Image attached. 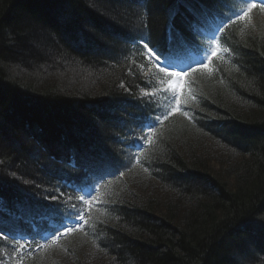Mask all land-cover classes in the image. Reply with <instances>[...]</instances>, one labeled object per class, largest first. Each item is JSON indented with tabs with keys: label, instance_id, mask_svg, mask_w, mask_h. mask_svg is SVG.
Masks as SVG:
<instances>
[{
	"label": "trees",
	"instance_id": "16d2710c",
	"mask_svg": "<svg viewBox=\"0 0 264 264\" xmlns=\"http://www.w3.org/2000/svg\"><path fill=\"white\" fill-rule=\"evenodd\" d=\"M255 5L241 19L247 0H0V194L21 206L0 221V264H31L56 244L78 264L93 252L105 264H264V7ZM219 24L222 51L188 71L177 94L144 44L168 62L206 59ZM74 67L96 83L82 86ZM121 117L128 122L112 141L108 127ZM200 142L229 153L227 165L200 156ZM73 144L85 153H68ZM106 146L111 174L90 166L94 155L85 168L71 162ZM182 168L195 188L190 210L178 205L179 189L159 192L177 188ZM133 171L149 179L144 195L125 178ZM83 187L101 199L90 213ZM54 203V220L39 224V207ZM35 219L53 237L20 241Z\"/></svg>",
	"mask_w": 264,
	"mask_h": 264
},
{
	"label": "bare ground",
	"instance_id": "6f19581e",
	"mask_svg": "<svg viewBox=\"0 0 264 264\" xmlns=\"http://www.w3.org/2000/svg\"><path fill=\"white\" fill-rule=\"evenodd\" d=\"M29 38H32V35H29L28 36ZM58 79H62L60 77H57ZM128 120H126L125 117H121L119 120L117 121H114L112 123H110L109 125V129L112 131L113 128H115V131L113 133V131L111 132V135H110V138L112 141H116V139L118 138V136L120 135V133L122 131H124V126L127 124ZM107 128V129H108ZM107 129L105 130L107 133H106V138H107V142H109V134H108V131ZM98 137H105V135L100 131L96 134ZM102 135V136H101ZM89 144V143H87ZM92 146V145H91ZM74 149L78 150V151H81L83 153H85V147L81 146V145H75L73 144L72 148L69 149L68 153H71ZM110 149V146H106L105 148H97L96 150L98 152H90V151H86V155L87 157H85L84 155V160L82 162L79 161L77 162L76 160H71V162L76 165V166H79V168H85V158L87 159L89 156H93V157H96L98 154L100 153H104V154H108V150ZM1 150V149H0ZM58 151V148L57 149H54V151H52V154L54 155L55 153H57ZM30 155H32L33 157H36L35 153L36 151L35 150H30ZM202 152H199L200 156ZM63 155L59 154V157H62ZM204 157V156H203ZM207 157V156H205ZM5 156H3V153H1L0 151V169H1V161L4 160ZM56 158V157H55ZM60 159V158H58ZM150 160V159H149ZM169 163L171 164V160L169 159L168 160ZM219 162H221L223 165H227V162L222 160V159H219ZM82 163V164H81ZM157 165V161H154L151 165L152 168H155V166ZM6 170V167H3L1 170H0V180H3L4 179V174L3 172ZM193 170H191L190 172H192ZM181 172H182V177L183 176H186L188 174V170H186L185 168H182L181 169ZM232 177V175H230ZM192 178V177H191ZM184 180V181H183ZM194 180V179H193ZM149 179H145V181L143 182V184H140L139 185V189H140V192L143 194V192H145V190H147L149 187L147 186V183H148ZM181 182L180 183H177L178 186L177 188L174 187L173 185H170L169 184V187L166 188L165 190L161 187V189L159 190L161 196H164V197H176V195H174V190H180L181 192V197L180 198V201L177 199V201L180 203L178 204L180 206V208L183 210V209H187V210H190L193 206V202H192V199L188 198L187 196H191V192L194 191V187H190L188 185H186V178L183 177L181 178L180 180ZM176 182V181H175ZM162 184L165 186L167 185V182H162ZM159 186V185H158ZM147 194V193H145ZM9 195V199H11V195ZM144 195V194H143ZM3 197H5L3 194L1 195L0 194V221L4 220L7 216L9 215H12L13 213L21 210V206L19 204H14L10 201H8L7 199H4ZM130 198H133V197H130ZM175 200V199H174ZM148 201L145 200V201H141V203L139 204V208L142 209V212L146 209V207L148 206ZM58 204L57 203H54V204H49V205H45L44 207H39L38 209V213L40 214V216L42 217L43 220H45L46 222H52L54 220V217L58 214ZM139 210V209H138ZM140 212V211H139ZM10 221H13V218L10 219ZM67 223H64L62 225H59L58 227H61L63 225H65ZM248 226V225H246ZM46 228V226H45ZM128 253L124 252V251H121L119 253V257L122 258L124 261H128L129 257H128Z\"/></svg>",
	"mask_w": 264,
	"mask_h": 264
},
{
	"label": "rangeland",
	"instance_id": "374dc122",
	"mask_svg": "<svg viewBox=\"0 0 264 264\" xmlns=\"http://www.w3.org/2000/svg\"><path fill=\"white\" fill-rule=\"evenodd\" d=\"M262 21L264 23V16L262 18ZM214 51L216 53L220 52L219 46L216 45V50H214ZM207 62H208V58L205 60L204 64L206 65ZM73 69L75 70V73H76L75 77H74V75H70V77L76 79V81H78V80L82 81L81 82L82 86L85 85V83H88L91 85V84H93V81H94V83H96L95 79H97L98 77L97 78L95 77V79L92 78V80H91V79H88L89 76L91 75V74H89L88 71H85L83 69H81V71H80L75 67ZM173 71L183 72L182 70H179L176 67L174 68ZM91 77H94V76H91ZM184 77L185 76H183L180 80H177V78L175 76H172V80L169 81V83H167V85L171 89L177 90V92L180 93L182 91V89L185 87V83H184L185 78ZM199 145L200 146H196L197 151L202 152L201 153L202 156H204V157L207 156V158H210L209 160L211 163H217L219 161V159H222V160H225L227 158L230 159V155H228L229 153L226 154L223 150H220L219 148L215 147V143H212V142L201 143L200 142ZM125 178L131 184V185L130 184L129 185L132 187V189H134L133 187H135V188L137 187L136 191H140V189L138 188L139 185L143 184L145 179H147L143 175L139 176L137 171L131 172ZM91 201H92V203L89 204L90 207L95 206L98 203L97 196L95 198L92 196ZM65 240H68V238H66ZM73 248L77 249V253H79V252L81 253V251L83 250V249L78 248L75 245ZM70 250H71V248L67 245L62 246V244H58V245L56 244V246H54L52 249H49V251L45 254L46 255L45 257H43L42 259L33 260L32 261L33 263H31V264H58L57 261H60L61 259H64L65 264H68V263L78 264L77 257H75V254L73 255ZM87 256L91 259L90 264H105V262H106L105 259L103 257H101L102 255L96 254L94 252L91 256H89V255H87ZM19 264H24V263L19 262Z\"/></svg>",
	"mask_w": 264,
	"mask_h": 264
},
{
	"label": "snow or ice",
	"instance_id": "6c2138e0",
	"mask_svg": "<svg viewBox=\"0 0 264 264\" xmlns=\"http://www.w3.org/2000/svg\"><path fill=\"white\" fill-rule=\"evenodd\" d=\"M262 7H264V4L261 5ZM256 7L255 4H251L249 5L248 7V11H251L252 8ZM247 13H245L246 15ZM203 19L206 20L207 19V16L204 15V14H201ZM208 15H210V13H208ZM239 15V14H237ZM241 19L243 17H240ZM220 28H223V24L220 25ZM220 28L217 29V31L220 30ZM212 40H215L216 37L215 35L211 38ZM178 40H182V37H178ZM144 48L147 49L148 51V54L152 57H156L157 59H159V57L156 56V53L153 51L152 48L149 47V43H145L144 44ZM212 56H215L216 55V52L213 51L211 53ZM206 67V65H205ZM160 71L161 72H165L167 71L165 68H160ZM187 71H184V72H179V71H173V72H170L169 73V76H175L177 78V80H180L183 76L187 75ZM177 105H179V101L177 100ZM175 110V109H174ZM164 119H167V114L164 115ZM149 128H152L153 125L152 124H148L147 125ZM145 139H148L147 137H145ZM89 164L90 166L95 170L97 171L98 173L100 174H104V173H107V174H111L110 172V169L111 167H114L115 166V161H113L110 157H108L106 154L104 153H100L98 154L96 157L92 158L90 161H89ZM13 175H15V173H13ZM2 178V177H0ZM27 183V181H26ZM79 200L82 201L85 205H89L92 203L91 200H87L85 199L83 196L79 197ZM75 207V206H74ZM82 209H79L77 208V210L75 211V217L74 218H78L79 221H84L85 217L84 215H82ZM74 227L73 226L72 228H67V232H72L74 230ZM21 247H23V245H21Z\"/></svg>",
	"mask_w": 264,
	"mask_h": 264
}]
</instances>
